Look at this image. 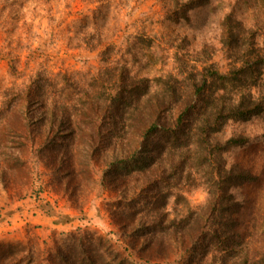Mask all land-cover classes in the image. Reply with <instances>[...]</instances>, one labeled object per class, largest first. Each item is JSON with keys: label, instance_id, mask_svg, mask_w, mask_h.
<instances>
[{"label": "rangeland", "instance_id": "obj_1", "mask_svg": "<svg viewBox=\"0 0 264 264\" xmlns=\"http://www.w3.org/2000/svg\"><path fill=\"white\" fill-rule=\"evenodd\" d=\"M229 16L264 53V0H0V250L30 244L46 258L56 242L89 232L136 264H218L198 252L139 259L113 216L120 205L133 204L122 198L113 164L105 165L99 152L112 142L123 146L119 155L143 141L136 129H148L149 117L135 112L140 98L133 90L142 91L144 80L151 93L140 99L142 107L166 100L161 124L169 126L207 67L229 71ZM261 82L256 92L264 95ZM97 92L123 100V121L112 126L99 114L89 116L86 102ZM176 96L181 100L170 103ZM123 125L127 137H95L90 152L85 135ZM231 138L247 140L223 156L252 178L233 193L241 244L248 264H256L264 258V112L228 121L216 139ZM166 191L160 202L168 220L209 199L201 184Z\"/></svg>", "mask_w": 264, "mask_h": 264}, {"label": "trees", "instance_id": "obj_2", "mask_svg": "<svg viewBox=\"0 0 264 264\" xmlns=\"http://www.w3.org/2000/svg\"><path fill=\"white\" fill-rule=\"evenodd\" d=\"M232 19L229 16L227 20L231 51L229 71L223 74L207 67L201 85L195 86L191 95L183 99L180 113L169 126L166 122L161 124L166 100L158 99L153 106L143 104L142 107L140 99L151 93V85L144 80L142 91H139L140 87L133 90L134 96L140 98L135 112L145 110L149 117L148 129H136V136L143 141L127 145L121 155H116L121 145L112 142L104 147L103 154L99 152L105 165L113 164L114 181H119L123 187L120 189L122 198L127 197V202L133 204L120 205L113 216L115 214L128 245L136 250L141 260L149 262L167 259L171 254L193 255L198 252L204 257L212 254L218 264L249 263L246 248L241 244L236 218L239 216V202L233 191L252 178L243 169L230 167L223 156L230 147L240 146L247 140L231 138L220 144L216 136L228 121L244 122L264 112V95L256 92L264 79V53L254 34L249 33L250 38L246 39L241 37L244 35L241 22L231 24ZM38 87L41 90L44 86ZM111 97L104 98L100 92L89 96V103L86 102L91 111L89 116L99 114L102 120L110 119L112 126L116 118L123 121L124 102L118 96ZM173 97L172 104L181 100V97ZM115 127L108 134L103 127H98L85 135L90 139L91 153L95 137L103 142L107 137L120 140L130 134L127 126ZM110 154L116 155L115 160L110 161ZM133 182L131 188H125L126 184ZM182 184L203 185L209 199L203 207L188 209L180 218L168 220L160 199L166 195L165 189ZM150 194L159 195L158 200L155 197L152 201ZM0 264L136 263L107 240L86 232L56 242L55 250L46 258L30 244L2 247ZM256 264H264V258Z\"/></svg>", "mask_w": 264, "mask_h": 264}]
</instances>
